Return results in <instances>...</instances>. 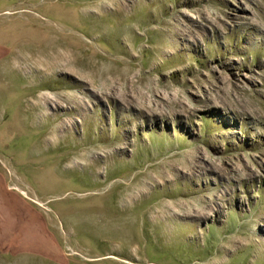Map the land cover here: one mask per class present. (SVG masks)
Returning a JSON list of instances; mask_svg holds the SVG:
<instances>
[{
	"label": "rangeland",
	"instance_id": "obj_1",
	"mask_svg": "<svg viewBox=\"0 0 264 264\" xmlns=\"http://www.w3.org/2000/svg\"><path fill=\"white\" fill-rule=\"evenodd\" d=\"M0 264H264V0H0Z\"/></svg>",
	"mask_w": 264,
	"mask_h": 264
}]
</instances>
